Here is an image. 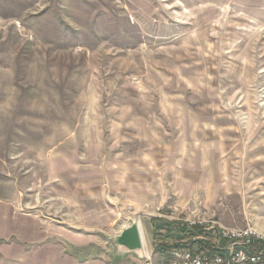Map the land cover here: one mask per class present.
Returning a JSON list of instances; mask_svg holds the SVG:
<instances>
[{
  "label": "rangeland",
  "instance_id": "1",
  "mask_svg": "<svg viewBox=\"0 0 264 264\" xmlns=\"http://www.w3.org/2000/svg\"><path fill=\"white\" fill-rule=\"evenodd\" d=\"M168 218L264 233V0H0V264Z\"/></svg>",
  "mask_w": 264,
  "mask_h": 264
},
{
  "label": "built area",
  "instance_id": "2",
  "mask_svg": "<svg viewBox=\"0 0 264 264\" xmlns=\"http://www.w3.org/2000/svg\"><path fill=\"white\" fill-rule=\"evenodd\" d=\"M179 220L189 226H202L205 233L196 239L210 242L212 250L176 247L161 264H264V233L252 222L231 228L212 220Z\"/></svg>",
  "mask_w": 264,
  "mask_h": 264
},
{
  "label": "trees",
  "instance_id": "3",
  "mask_svg": "<svg viewBox=\"0 0 264 264\" xmlns=\"http://www.w3.org/2000/svg\"><path fill=\"white\" fill-rule=\"evenodd\" d=\"M154 245L155 249L161 255L168 256V252L176 247L185 246L184 242L192 241V248H201L203 250H212L211 243L196 239V237L205 233L200 225L189 226L183 221H165L158 219L154 223Z\"/></svg>",
  "mask_w": 264,
  "mask_h": 264
},
{
  "label": "water",
  "instance_id": "4",
  "mask_svg": "<svg viewBox=\"0 0 264 264\" xmlns=\"http://www.w3.org/2000/svg\"><path fill=\"white\" fill-rule=\"evenodd\" d=\"M113 250V256L135 255L139 260L146 258L147 250L144 245V236L140 222H133L122 230L117 236L101 233Z\"/></svg>",
  "mask_w": 264,
  "mask_h": 264
},
{
  "label": "crops",
  "instance_id": "5",
  "mask_svg": "<svg viewBox=\"0 0 264 264\" xmlns=\"http://www.w3.org/2000/svg\"><path fill=\"white\" fill-rule=\"evenodd\" d=\"M196 192V189L194 188V186H190V187H188V189H183V194H186L185 196H191V195H193L194 193ZM174 214V213H173ZM178 215H180V214H178ZM166 219V218H165ZM165 219H163V220H165ZM168 220L169 221H171L170 220V218H168ZM166 221V220H165ZM143 230V229H142ZM147 247V246H146ZM155 250L153 249V252H154ZM42 254L47 258V259H49V257L52 255L51 253H44V252H42ZM51 254V255H50ZM57 255H59V254H57ZM54 257H55V255H54ZM70 259H72L73 260V263L72 264H108L106 261H104V260H102V259H98V260H93V261H87V263H86V261L85 262H80L79 260H78V263H77V261H75V258L74 257H71V255L70 254H64V255H61V258H60V262H59V264H71L70 263ZM138 264H144L143 263V261L142 260H139V263ZM146 264V263H145Z\"/></svg>",
  "mask_w": 264,
  "mask_h": 264
},
{
  "label": "bare ground",
  "instance_id": "6",
  "mask_svg": "<svg viewBox=\"0 0 264 264\" xmlns=\"http://www.w3.org/2000/svg\"><path fill=\"white\" fill-rule=\"evenodd\" d=\"M141 227H142V226H141ZM144 245H145V247L147 246V245H146V242H145V239H144Z\"/></svg>",
  "mask_w": 264,
  "mask_h": 264
}]
</instances>
